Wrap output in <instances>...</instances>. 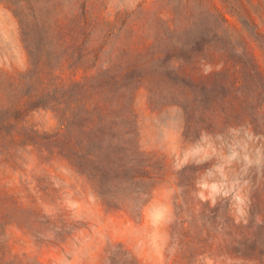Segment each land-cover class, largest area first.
I'll return each instance as SVG.
<instances>
[{
	"label": "rangeland",
	"instance_id": "1",
	"mask_svg": "<svg viewBox=\"0 0 264 264\" xmlns=\"http://www.w3.org/2000/svg\"><path fill=\"white\" fill-rule=\"evenodd\" d=\"M242 4L0 0V89L42 136L9 169L13 264H264V81L219 56L261 55Z\"/></svg>",
	"mask_w": 264,
	"mask_h": 264
},
{
	"label": "trees",
	"instance_id": "2",
	"mask_svg": "<svg viewBox=\"0 0 264 264\" xmlns=\"http://www.w3.org/2000/svg\"><path fill=\"white\" fill-rule=\"evenodd\" d=\"M241 6V9H237L236 13L244 12L246 14L248 27L244 24L239 26L231 24L223 16V13H217L221 14L223 21L226 22V32L230 35L237 34L244 40L245 51H247L249 45H254L253 48H259L261 55L257 56L251 53L250 61L246 59L245 62L235 61L224 54H219V56L223 58V67L229 75L233 88L241 89L252 84V96H256L258 101L263 96V89L256 76L259 75L260 79L264 81V0H256V4L250 6L243 4ZM226 8L224 7V10ZM208 9L211 11L219 10L217 7H208ZM212 55L215 56L217 53H212ZM259 60H261V63H259ZM234 96L240 100V107L244 105L249 97V95L244 97L239 94H234ZM30 97V93L27 95L24 93L18 94V91L6 97L0 89V264H13L19 255L8 248L9 234L7 228L8 225L13 224V220L9 221L7 216L10 210L15 211L18 209L19 201L24 196V190H28L26 186L23 189L21 188V181L19 182V180L10 177L9 169L15 170L17 168L20 157L16 153V149L21 144H34L37 138L42 137L36 123L31 121L30 117H27V113H24ZM259 102L263 101L259 100ZM261 104L257 102L254 105L257 108L256 110L260 109L261 112H264V108L261 109ZM22 113L24 114L22 115ZM262 124L264 125V121ZM59 129L57 139H61L66 135L67 123L61 122ZM20 259H23V257Z\"/></svg>",
	"mask_w": 264,
	"mask_h": 264
}]
</instances>
